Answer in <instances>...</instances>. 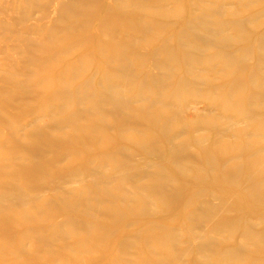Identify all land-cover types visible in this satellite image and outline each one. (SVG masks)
<instances>
[{
  "label": "bare ground",
  "instance_id": "1",
  "mask_svg": "<svg viewBox=\"0 0 264 264\" xmlns=\"http://www.w3.org/2000/svg\"><path fill=\"white\" fill-rule=\"evenodd\" d=\"M39 1L0 0V264H264V0Z\"/></svg>",
  "mask_w": 264,
  "mask_h": 264
},
{
  "label": "rangeland",
  "instance_id": "2",
  "mask_svg": "<svg viewBox=\"0 0 264 264\" xmlns=\"http://www.w3.org/2000/svg\"><path fill=\"white\" fill-rule=\"evenodd\" d=\"M5 2L2 4L3 8L4 9H10L11 8L10 5L12 4V0H7V1L5 0ZM55 2H57V1L56 0H40L39 1V5L37 6V8L34 9V12L31 14L32 16H30L28 18V20H27L28 24H33L37 20H39L40 19V14H41V12L44 9H46L49 14H48V17L45 18L43 21L45 23H49L50 20L54 19V17L56 16ZM11 11H16V9L15 10H11ZM2 17L3 18H5V17L7 18V15L4 13V14H2ZM2 33H3V31L0 29V36L2 35Z\"/></svg>",
  "mask_w": 264,
  "mask_h": 264
}]
</instances>
